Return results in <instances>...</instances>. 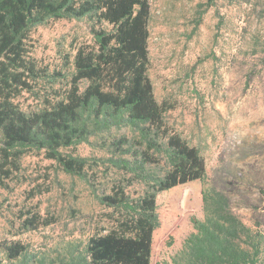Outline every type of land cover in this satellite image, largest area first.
<instances>
[{"label":"trees","instance_id":"16d2710c","mask_svg":"<svg viewBox=\"0 0 264 264\" xmlns=\"http://www.w3.org/2000/svg\"><path fill=\"white\" fill-rule=\"evenodd\" d=\"M84 19L92 24L93 44L75 48L67 71L48 73L30 57L32 30L51 20ZM149 19V0H0V188L31 153L84 181L106 164L128 176L110 193L93 190L117 217L61 264H150L161 225L157 194L198 181L202 217L191 219L193 231L165 264H264V230L246 225L229 197L206 185L199 150L164 123L170 107L157 102L148 76ZM58 79L67 80L66 89L51 87L42 107L22 108L23 93L38 99L39 85ZM84 144L104 156L66 152ZM132 183L144 186L137 198L125 191ZM3 250L7 264H43L32 263L18 242Z\"/></svg>","mask_w":264,"mask_h":264},{"label":"rangeland","instance_id":"374dc122","mask_svg":"<svg viewBox=\"0 0 264 264\" xmlns=\"http://www.w3.org/2000/svg\"><path fill=\"white\" fill-rule=\"evenodd\" d=\"M148 76L158 103H166L165 125L196 147L204 159L206 185L225 193L234 213L264 230V0H149ZM91 23L51 20L30 33V57L48 73L67 71L80 45L92 46ZM104 28L110 29L108 25ZM51 87L41 83L38 99L23 93V109L43 106ZM86 158L104 153L81 145L67 150ZM88 171V181L65 174L41 153L25 156L0 188V260L3 247L18 242L28 259L61 264L82 252L90 237L113 225L117 214L94 198L110 193L124 176L106 164ZM201 182L156 196L161 225L154 233L150 264H165L202 217ZM130 198L144 192L126 187ZM32 219V222L29 221ZM171 242V245H168Z\"/></svg>","mask_w":264,"mask_h":264}]
</instances>
